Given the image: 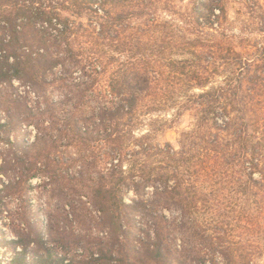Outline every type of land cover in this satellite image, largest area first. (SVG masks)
Returning <instances> with one entry per match:
<instances>
[{
  "label": "trees",
  "instance_id": "16d2710c",
  "mask_svg": "<svg viewBox=\"0 0 264 264\" xmlns=\"http://www.w3.org/2000/svg\"><path fill=\"white\" fill-rule=\"evenodd\" d=\"M162 1L0 0V196L21 203L0 209L13 232L0 264H258L262 246L228 227L264 224V54L193 43L173 63L182 77L120 59L142 47L114 41L135 18L160 27ZM223 1L200 0L197 26L222 31ZM222 75L181 103L173 122H197L178 147L137 134L144 106L175 101L172 78L184 90Z\"/></svg>",
  "mask_w": 264,
  "mask_h": 264
},
{
  "label": "rangeland",
  "instance_id": "374dc122",
  "mask_svg": "<svg viewBox=\"0 0 264 264\" xmlns=\"http://www.w3.org/2000/svg\"><path fill=\"white\" fill-rule=\"evenodd\" d=\"M163 0L158 7V18L161 22V26L157 28L144 27V19H133L130 25V29L124 32V35H131L130 38H124L123 36L119 41L115 40L114 43H123V40L131 41L134 45H140L139 48H135L133 52H120L115 51L119 55L120 59L128 60L130 56H134V59L147 58L154 68V70L165 73L166 76L182 77L184 70L182 68H174L173 63L185 59H193L194 51L201 48L194 46L193 43H210L215 48L223 43L224 50L218 54V58L222 57L235 60L238 58V53L241 56L249 57L254 51L259 52L260 55L264 54V0H224L223 6L225 7V13L223 14L222 31L219 30L217 25L219 22H215L214 28H202L197 26L196 20L199 17V1L200 0H171L168 4ZM220 14V11H216ZM214 20H217L216 16H213ZM202 20V19H201ZM148 21V19H147ZM145 21V22H147ZM142 24V25H141ZM139 28V29H137ZM145 30V32L142 31ZM209 33L208 37L206 34ZM202 38V39H201ZM257 45L256 49H252L251 45ZM128 45V44H127ZM136 52V53H134ZM260 59V58H259ZM260 63H264V59L259 60ZM262 74L263 70L259 71ZM178 75V76H177ZM225 75V74H224ZM224 75L217 76L213 81H217V84H209L206 87H186L184 90L180 87V83L176 78H172L174 82H170L171 91L169 92V98H175L173 102H170L163 108L157 110H148L146 106L141 110V122L137 127V134L143 135L148 131H156L157 138L162 142H170L174 146L178 147L179 141L182 138V131L192 126L197 122L195 117V111H188L186 115L182 116L177 122H173L176 119L177 113L180 111V105L185 99L193 93L200 94L218 85ZM263 75V74H262ZM160 94H164L160 91ZM261 99H264V87L260 86ZM159 99V98H158ZM154 101H147V104H152ZM153 105V104H152ZM194 115V116H193ZM35 130L32 131V137L35 135ZM257 177H261L259 171L256 173ZM33 184L39 185L41 179H34ZM33 192L37 193L36 190ZM35 195V194H33ZM241 193L237 195V207L238 210L241 203ZM5 201H9L7 196H0V209L17 210L20 201L14 199L9 201V207L3 205ZM239 204V205H238ZM15 212L11 213L14 215ZM8 214V211L4 212V215ZM4 215L0 214V236L13 237V232L10 227L4 226L3 221H10L9 218H4ZM7 216V215H5ZM3 217V218H2ZM233 217V216H232ZM243 222L241 219L234 221V225L228 227L229 233L237 236L241 234L243 242L245 244H254L255 246H262L261 251L258 252L256 261L258 264H264V224L263 228L259 232L258 228L254 232H245L240 225ZM236 231H232L235 229ZM232 231V232H231ZM260 233V234H259ZM10 247H6L4 243H0V257L7 254L11 257ZM8 261L5 260L4 264Z\"/></svg>",
  "mask_w": 264,
  "mask_h": 264
}]
</instances>
